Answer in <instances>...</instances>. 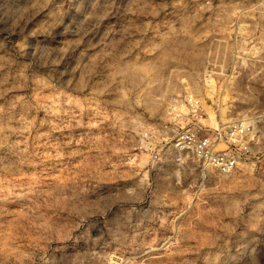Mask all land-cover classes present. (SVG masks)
<instances>
[{
	"label": "clouds",
	"instance_id": "obj_1",
	"mask_svg": "<svg viewBox=\"0 0 264 264\" xmlns=\"http://www.w3.org/2000/svg\"><path fill=\"white\" fill-rule=\"evenodd\" d=\"M0 264H264V0H0Z\"/></svg>",
	"mask_w": 264,
	"mask_h": 264
}]
</instances>
